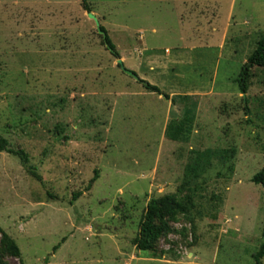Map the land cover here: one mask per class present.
Instances as JSON below:
<instances>
[{"label":"rangeland","instance_id":"374dc122","mask_svg":"<svg viewBox=\"0 0 264 264\" xmlns=\"http://www.w3.org/2000/svg\"><path fill=\"white\" fill-rule=\"evenodd\" d=\"M87 2L126 68L162 94L118 65L83 0H0V224L23 257L10 263L257 264L264 68L246 95L238 79L264 34V0ZM231 147L198 181L194 221L161 240L165 254L138 250L150 198L176 192L197 153Z\"/></svg>","mask_w":264,"mask_h":264},{"label":"trees","instance_id":"16d2710c","mask_svg":"<svg viewBox=\"0 0 264 264\" xmlns=\"http://www.w3.org/2000/svg\"><path fill=\"white\" fill-rule=\"evenodd\" d=\"M83 7L87 12H93V8L87 0H83ZM102 29L107 32V41L104 40V42L110 44L114 55L119 58L120 53L113 44L107 29L103 25ZM119 66L121 67V65ZM256 66L264 68V34L257 41L253 53L249 56V62L245 65L242 75L238 79L241 93L245 95L249 92L251 81L254 76L253 69ZM139 81L144 84L147 90L162 94V90L159 86L148 81L144 83L143 79ZM171 127L172 125L169 126V128ZM185 129L183 124H180L176 126L173 131L169 132V134L173 139L178 140L181 138V135L186 132ZM7 146L8 141L4 137H1L0 150H6L8 148ZM9 152L19 156L26 165L29 164V155L24 150L9 149ZM235 153V147H231L230 149H206L202 153H197L193 162L187 165L183 183L176 192L151 197L142 215L139 233L133 239L136 248L141 251H147L154 257L163 256L165 250L160 248V242L162 239H167L171 233L177 231L174 223L180 220V218H185L192 222L194 221V211L197 208L196 200L201 189V184L198 181L212 166L214 159H219L220 161L228 160L231 157L233 158ZM31 172L35 177L41 180V176L38 173L35 171ZM99 177V171L96 170L95 176L88 186V190L93 188ZM253 181L264 186V168L255 174ZM81 194V192L74 193V200L78 199ZM185 231L186 229L183 230V232ZM58 246H56V249ZM12 257L23 261L22 250L16 239L0 224V264H11L9 259ZM255 257L257 264H261L264 259V242L259 251L255 254Z\"/></svg>","mask_w":264,"mask_h":264},{"label":"water","instance_id":"95a60500","mask_svg":"<svg viewBox=\"0 0 264 264\" xmlns=\"http://www.w3.org/2000/svg\"><path fill=\"white\" fill-rule=\"evenodd\" d=\"M88 14H89V16H90L92 19H94V20L96 21L97 26H98V29H99V32H100L102 35H104V38H105V40L107 41V32L104 31V30L102 29V24H101V22H100L99 17H98L94 12H88ZM107 45L110 47V44H109L108 42H107ZM110 49H112V48L110 47ZM118 64L121 65L122 69H123L127 74H129L130 76H133L134 78H136V79H138V80H141V79H142L141 77L138 76L137 73H135V72L132 71V70H129L128 68H126V66H125V64H124V60H123L122 58H119V59H118ZM143 82H144V83H147L146 80H144Z\"/></svg>","mask_w":264,"mask_h":264},{"label":"crops","instance_id":"0c3cea01","mask_svg":"<svg viewBox=\"0 0 264 264\" xmlns=\"http://www.w3.org/2000/svg\"><path fill=\"white\" fill-rule=\"evenodd\" d=\"M93 12L98 16L97 12L95 10H93ZM168 53H170L171 51H169V49H167ZM152 55V53H150Z\"/></svg>","mask_w":264,"mask_h":264}]
</instances>
